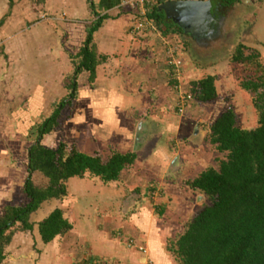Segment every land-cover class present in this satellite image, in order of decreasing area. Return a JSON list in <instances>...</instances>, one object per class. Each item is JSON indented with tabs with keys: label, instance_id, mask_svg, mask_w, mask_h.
Wrapping results in <instances>:
<instances>
[{
	"label": "crops",
	"instance_id": "obj_1",
	"mask_svg": "<svg viewBox=\"0 0 264 264\" xmlns=\"http://www.w3.org/2000/svg\"><path fill=\"white\" fill-rule=\"evenodd\" d=\"M121 1L42 0L40 6L48 14L49 21L41 23L37 32L33 31L35 36L37 34L40 36V41L43 43L40 53L45 56V62H41L42 72L38 73L35 71L37 52L33 55V49L27 46L22 48L24 46L14 41L17 39L16 33L19 34L24 25L31 27L36 24V21L28 24L33 17L29 4H24L23 13H16L14 8L5 11L3 0H0V96L2 92L5 94L4 99L0 97V107L11 122L10 132L13 136L10 139H0V155L9 150L17 158L18 154L23 152L22 149H27L26 143L29 145L35 139V125L53 110L47 106L48 101H58L65 94L69 86L65 89L62 81L70 75L67 85L70 82L74 83L76 94L68 105L70 108L68 119L70 118L71 123H75L77 129L59 127L44 134L40 143L48 148H55L56 145L51 147L44 143L53 140L54 137L51 135L54 132L64 131L65 136L70 138L68 144L78 152L96 154L102 160H106L112 153L133 154L134 160L129 166L134 164L145 166L146 172L149 170L152 178L147 177L144 183L147 180H158L157 183L160 185V187L151 183L146 187L145 184L140 185L139 193L150 190L154 194L161 189L168 196L174 191L175 181L167 175H171L174 169L179 168V164L174 160L175 156L189 148L188 144H183L181 140L179 144H183V147L178 150L179 144L175 142L179 141L174 137L180 136L193 141L195 137H200V132L203 131L195 123L196 107H191L192 100L187 103L188 112L183 111L189 115L187 121L181 119L184 113L176 111L179 91L185 90L188 83L194 79H191L192 75L190 79H186L189 77L184 76L183 67L179 69L177 75H172L170 68L165 64L166 47L175 51L181 60V65L186 63L183 61L184 55L179 48L177 50L176 47H172L174 43L169 39L177 40V43L181 41V45L192 59L188 61L195 65L193 69L197 71L203 69V66L196 68V61L191 54L193 51L204 52L223 41L226 36L224 33V29L227 28L226 21L230 13L237 10V4L243 0H236L230 5H227L225 0H212L211 6L205 10L202 17V22L205 21L207 25L206 33H202L205 37L182 31L178 33L177 27L167 23L161 13L158 26L152 22V28L145 27L141 31L131 32L133 13L126 6L121 5ZM161 1L163 0L153 4L150 11ZM249 5L252 6L253 1ZM255 14L259 17L260 24L264 26V0L261 6L256 4ZM96 18H100V24L92 32L88 44V49L96 63L92 79L89 80V73L86 70H79L74 74L73 68L72 75L70 74L72 66L69 63V53L78 58V52L83 47L86 28ZM252 27L255 28L254 24ZM29 29L23 32L27 38L32 34ZM167 38L170 44L166 43ZM254 39L256 45L252 47H256V53L264 60V38ZM158 43L159 46L156 47ZM260 65L264 67V64ZM216 82L217 80L214 79L215 90ZM216 95L218 97L217 91ZM19 96H22L20 100ZM161 96L164 97V101ZM200 120L201 118H197L196 122ZM195 128L199 132L191 138ZM136 133L139 134V141L134 144ZM168 135L173 139L170 142L172 144L166 145L164 140ZM85 139L90 140L89 147L81 144ZM154 143L159 144L155 150L158 162L141 163L142 152L149 146L153 147ZM26 149L23 152L24 166ZM127 167L121 169L115 181L103 182L97 176L88 173H84L81 177L68 178L65 181V196L61 199L42 201L29 213L28 221L32 225L31 229L14 232L7 249L16 248L19 240L31 233V237L35 236L41 244V250L35 255L31 264H53L55 261H64L65 258L67 259L66 252L70 241L74 246L78 244L77 250L79 249L76 255L74 254L76 250L70 253L68 259L70 264H141L146 260L152 261V264H169V256L159 243L156 233L147 231L149 214L145 208L139 207L135 209L136 211H130L128 215L131 216L124 221L115 211L117 191L118 195H121L129 191L131 186H137L132 180L137 173L130 175L131 170L126 169ZM34 173L38 172H33L30 179L35 185ZM4 178L2 182L4 188L9 191L15 189L16 185L11 180L8 181V176ZM42 178L44 185L38 187L47 184V179L43 176ZM21 188L20 192L13 194L15 195L13 201L24 205L27 200ZM136 192H131L130 195L138 197L139 193ZM17 194L20 195V199H17ZM3 200L4 203L13 204L9 197ZM47 206L50 208L46 209ZM55 208L61 211L70 228L43 244L39 239L36 224ZM38 213L43 214L38 215L39 219L31 220L30 215ZM138 232L140 234H137ZM129 239L133 241L132 246H127ZM24 240L27 242V238ZM138 247H143L144 252L138 251Z\"/></svg>",
	"mask_w": 264,
	"mask_h": 264
},
{
	"label": "trees",
	"instance_id": "obj_2",
	"mask_svg": "<svg viewBox=\"0 0 264 264\" xmlns=\"http://www.w3.org/2000/svg\"><path fill=\"white\" fill-rule=\"evenodd\" d=\"M35 1L40 3L42 0ZM234 2L236 0H225L227 5ZM147 17L158 26L161 14L153 7ZM99 24L100 18H96L86 28L83 47L77 55L79 61L73 70L74 74L86 70L89 80L96 61L88 44ZM240 48V45L235 47L232 61L250 63L252 56L243 55ZM254 66L252 76L240 85L251 94H258L259 102L253 100L256 126L250 129L238 127L231 107L226 106L206 131L208 143L223 153V158L218 160L216 168L207 167L184 182L190 190L201 194L206 203L199 206L181 233L165 248L178 264H264V67L257 62ZM214 79V76L206 75L190 81L188 85L191 88L185 90L192 95V100L213 102L217 98ZM68 86V100L62 99L47 117L35 125V139L26 149V176L21 188L26 203H6L1 208L0 264L5 258L3 248L12 234L31 229L28 215L42 201L64 197L68 178L88 173L103 182L115 181L121 169L134 160L130 153H112L102 160L96 154L78 152L68 143L59 142L55 148L40 143L44 134L59 127L60 110L74 98L75 84L70 82ZM33 172L47 179L46 186L38 187L32 183L30 176ZM15 223L18 225L16 229ZM69 228V223L57 208L36 224L43 244Z\"/></svg>",
	"mask_w": 264,
	"mask_h": 264
},
{
	"label": "rangeland",
	"instance_id": "obj_3",
	"mask_svg": "<svg viewBox=\"0 0 264 264\" xmlns=\"http://www.w3.org/2000/svg\"><path fill=\"white\" fill-rule=\"evenodd\" d=\"M252 1H253V5L251 6L249 5V3ZM262 2L263 0H247V1L245 0V2L243 0L240 3H238L237 10L230 13L228 20L226 21L227 30L224 29L225 30L224 33L226 34V36L223 39V41L219 42L217 45L211 47L210 49L204 50V52L193 51L191 55L193 57V60L196 61L197 64L196 68H199L198 66H203V69L199 71L193 69V66L195 65L194 63L189 62L192 59H190L189 54H187V50L185 49V47L181 45L180 43L181 41L179 40L177 43V40L173 41L169 39L170 41H172V43H174L172 47H176L177 50L179 48L182 55H184L183 61H186V63L184 64L182 62L183 65L180 66V70L182 69V67L184 68L183 71V74H185L184 76L188 75L189 77L186 79H190L191 77L190 75H192L193 78L191 79H194V81L208 74L213 75L217 80L215 85H216V91L218 92V97L215 101L209 103H200L195 101V99H193L190 102L192 108L196 107V115L194 117L195 123L203 131L201 132V136L195 137L193 141H189L186 137H185L186 139L181 138L180 136L174 137V139L176 140L178 139L179 141L178 143L174 141L175 144L178 145L179 143H181L182 140V143L188 144L187 146L189 148L184 150L182 153L180 152L179 154H176L178 156H175L174 160L176 163L179 164V168L174 169L171 172V175L170 174L167 175L168 177L171 176L172 179L175 181V187L173 193H170L167 196L164 194L163 190L161 189L158 190L157 192L155 191L154 194L151 193L150 190H147L145 193L143 192L139 193L140 185L142 186L143 184H145L146 187L148 183L158 184L157 183L158 180L157 181L147 180L144 183L146 178L149 177L148 179H151L152 175L149 170H147L146 172L145 166L142 167V165L140 164L139 165L134 164L126 168L131 170L130 175H132V173L134 174L137 173V175L135 176L132 175L134 177V178L132 177L133 178L132 180L135 184H137V186H131V188H129V191L121 195H118L119 192L117 191L116 201H115V211L116 213H118L119 218L122 219V221L128 220L127 217L129 216L128 213L130 211L131 212L136 211L139 207L145 208L147 210V213L149 214V219L147 221L148 223L147 231H149L150 233H156L155 235L159 243L163 247V250H165L169 242H172L176 238V236L181 233L184 226L191 219V217L193 216L195 211L199 208V206L203 203H206V199L201 194H198V192L196 191L190 190L184 184V182L186 180L192 179L197 175L198 172L204 170L207 167L216 168L218 164V160L223 158L224 154L217 152L214 149L213 145L208 143L206 138L207 126L215 119V117L218 115L217 113H220L226 106L231 107L235 115V121H236L235 124L238 127L250 129L256 126L257 124V113L255 111V108L253 107V100L255 99L257 103L259 102L257 99L258 94L256 95L251 94L247 90L242 89L240 84L241 82L246 81V79L252 76L255 69L254 66L255 62L264 64V60L261 59L259 56L260 54H257L255 51L256 47H252L256 45V42H254L255 40L254 38L259 37L261 38V40L262 38H264V26L260 24V21L258 20L259 17H257V14H255L256 4H258V6H261ZM24 4L26 5L29 4V7L32 10L31 16L35 17L34 20H32L33 19L32 17V19L28 21V24H31L34 21H36V24H34L31 27L22 25L23 28L22 26L20 28H22L23 30L20 29L21 32L19 34L16 33L17 39H15L14 41L17 42L16 44L24 46L22 48H26L27 46L30 49H33L32 50V52L34 53L33 55H35V52H37L35 55L36 58L35 71L41 73L42 72L41 65L43 64L41 62L42 61L45 62L44 59L45 56L41 55L40 53V47L43 43L40 41L39 34L35 36L33 34L34 33L33 31L37 32L38 31L37 28L40 27L41 23L44 24V22L47 23V21H49L47 18L48 14L43 10L42 6H40V3H36L35 0H16V2L14 3L12 2V0H3V7L5 11L14 8L16 10L15 11L16 13H23ZM253 24L255 28L252 27ZM28 28H30L29 30H31L30 33L32 34L30 35V37L28 36L27 38V35L24 34L23 32L26 31V29ZM252 29L254 30L252 31ZM42 32L44 33L45 31ZM56 33L59 34V32ZM165 41L166 43L170 42V41L168 42V38L165 39ZM237 45H240L241 47L240 51L243 55L252 56L250 63L240 64L232 61L231 58L235 52V47H237ZM155 46L158 47L159 43L156 44ZM69 56H70L69 63H71L72 66L70 74L72 75V70L74 66L78 63L79 56L77 58L75 55L70 53ZM69 78L70 75L66 78H63L64 80L62 81V83L65 84V89H67L66 88L68 86L67 84L70 81ZM68 92L69 90L67 89L65 91V94H63V96L58 101H53V102L50 101L51 103L48 101L49 104L47 106L49 107V109L51 110L54 109L62 98L68 100L67 97ZM3 95L5 94L2 92V95L0 97L4 99ZM21 97L22 96H19V100L21 99ZM161 98L164 101V97L161 96ZM72 102L74 101L72 100ZM13 107L14 105L11 107V109ZM69 109L70 108L68 107V105H65L61 111L62 113H60L59 115L58 121H59L60 129H77L75 127V123L73 122L71 123L70 118L68 119ZM183 111L188 112V108L185 107ZM182 113L184 114H183V118L181 117V119L187 121L189 117L188 113L187 114H185V112ZM197 118H201V120L196 122ZM181 128L183 129V127ZM10 129H12L11 122L8 116L4 114V112L0 107V139L5 140L12 138L13 136H12V132H10L11 131ZM51 136L54 137L53 140L50 141V143H44L46 145L48 144L51 145V147H54L59 142L68 143L67 141H70V138L65 136L64 131L54 132ZM172 139L173 137L168 135L164 140V142L166 143V145L172 144L170 143L172 142L171 141ZM89 141L85 139L81 142V144H83V146L89 147L91 145V142ZM41 142L43 143V140ZM183 144L182 145L179 144V146H177V149L178 148L181 149L183 147ZM158 145H159L158 143L156 144L154 143L153 147L149 146L146 150H144L141 155L142 157L140 156L141 158L140 162L143 164H147V162L154 164L157 163L158 161L156 159L155 150L157 149L156 147ZM26 147H28V143H26ZM25 149L26 148L22 149V151L24 152ZM23 152L20 153L21 156L18 154L17 158H15L16 156L13 155V153H11L9 150L6 151L4 154L2 153L0 155V183H1L0 211L3 205L6 204L4 203L5 201L3 200L4 198L9 197L13 201V198L15 197V195L13 196V194L20 192L22 181L24 180V177L26 175L25 166L23 164L25 160V155L23 154ZM176 152L178 151L176 150ZM6 175L8 176V181L11 180L14 183V185H16L14 186L15 189L10 190L11 193L9 189L7 190L2 185V182H4L5 179L4 177H7ZM33 181L36 186L44 185V180L40 173H34ZM131 192L133 193L136 192L137 194L139 193L138 197L131 196L130 195ZM198 196H202V198L196 200ZM16 197L17 199H20L19 194H17ZM162 199L164 200V202H162ZM14 201L13 204L11 203L12 205H19L16 202L14 203ZM45 208L48 209L50 208V206L49 207L47 206ZM42 214L43 213H41L40 215L39 213L37 215L32 214V216L30 215V218L31 220L34 219L36 220L39 219V216H42ZM15 224L16 225L14 226V228L16 229L18 225L17 223ZM132 232L134 233V231ZM137 234L140 233L138 232ZM143 235L145 236V234ZM31 236H32L31 233L26 234L25 238H27V242L24 240L25 238L19 240V244L18 246H16V248L10 247L7 249L8 245H6L3 248L4 253H6L5 256L6 259L4 258V260L1 261V264L33 263L35 255L41 250V244L36 240L35 236L34 238ZM138 236L139 235H136V237ZM150 237L152 236L150 235ZM11 238L9 242H11ZM73 244L74 243L70 241V245L68 246L66 252L68 254L67 259L65 258V260L61 262L55 261L53 262V264H70V261H68L70 253H73V251L75 252L76 250V253H74L76 255L79 252V249L77 250L78 244L76 246H74ZM167 254L170 260L169 264H178L177 261L174 260V258H172L173 256H171L169 253ZM135 256H137V254ZM10 259L13 260L10 261ZM145 263L152 264V261L150 262L149 260L148 261L146 260L144 263L141 262V264H145Z\"/></svg>",
	"mask_w": 264,
	"mask_h": 264
},
{
	"label": "water",
	"instance_id": "obj_4",
	"mask_svg": "<svg viewBox=\"0 0 264 264\" xmlns=\"http://www.w3.org/2000/svg\"><path fill=\"white\" fill-rule=\"evenodd\" d=\"M212 0H163L156 6V12L161 13L164 20L177 27L183 33L195 34L201 28L206 29L207 25L202 17L205 10L211 6ZM199 131L194 129L191 138H194ZM201 135V132H200ZM139 141V134L134 137V144ZM202 198L198 196L196 200Z\"/></svg>",
	"mask_w": 264,
	"mask_h": 264
},
{
	"label": "built area",
	"instance_id": "obj_5",
	"mask_svg": "<svg viewBox=\"0 0 264 264\" xmlns=\"http://www.w3.org/2000/svg\"><path fill=\"white\" fill-rule=\"evenodd\" d=\"M158 2V0H122L121 5L126 6L129 10L132 11L133 23L130 27L131 32H138L143 30L145 27L152 28V21L147 17V14L150 12V9L153 4ZM165 64L170 68L172 75H177L181 66L180 58L175 54V51L166 47L165 50ZM186 88H191L190 85H187ZM178 91V88H177ZM192 100V95L187 90H180L178 94V100L176 104V111L182 113L184 108L187 106V103ZM133 241L129 239L127 241V246H132ZM141 252H144V249L138 247Z\"/></svg>",
	"mask_w": 264,
	"mask_h": 264
},
{
	"label": "flooded vegetation",
	"instance_id": "obj_6",
	"mask_svg": "<svg viewBox=\"0 0 264 264\" xmlns=\"http://www.w3.org/2000/svg\"><path fill=\"white\" fill-rule=\"evenodd\" d=\"M208 26H209V25H208ZM176 30L178 31V33L181 32V31H180L179 29H177V28H176ZM205 30H206V29H202V28H201L199 31L195 32V35H198V36H201V37H205V36L202 34V33H206ZM177 31H176V32H177ZM186 39H187V38H186ZM186 39H185V40H186Z\"/></svg>",
	"mask_w": 264,
	"mask_h": 264
}]
</instances>
